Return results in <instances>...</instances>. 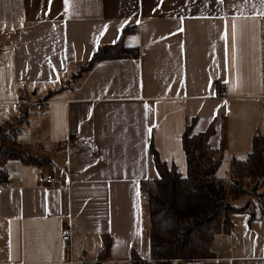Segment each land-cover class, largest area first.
<instances>
[{"label":"crops","instance_id":"1","mask_svg":"<svg viewBox=\"0 0 264 264\" xmlns=\"http://www.w3.org/2000/svg\"><path fill=\"white\" fill-rule=\"evenodd\" d=\"M263 25L264 0H0V124L19 115L18 102L45 100L15 137L51 152L44 165L5 162L0 264L91 262L105 235L109 256L97 264L149 260L140 191L158 176L148 146L181 176L188 125L212 126L210 148L224 135L225 165L249 153L264 127ZM128 26L122 45L135 57L99 60L70 80ZM87 136L97 150L80 143ZM46 173L57 182L44 184ZM229 218L212 257L170 264H264V219ZM65 224L69 241L59 236Z\"/></svg>","mask_w":264,"mask_h":264},{"label":"trees","instance_id":"2","mask_svg":"<svg viewBox=\"0 0 264 264\" xmlns=\"http://www.w3.org/2000/svg\"><path fill=\"white\" fill-rule=\"evenodd\" d=\"M132 29L130 26L122 28L117 41L99 45L81 66L70 72V80L77 79L99 60L135 57L136 48L123 46L121 39ZM223 87L220 85L217 89ZM17 107L19 115L0 124V182L6 181L5 162L9 159L33 165L48 164L50 159L51 152L41 145L18 142L15 134L19 125L27 121L33 104L21 102ZM212 132L211 125L199 133H191L190 125L183 130L184 176L173 163L168 165L160 160L149 144L158 176L141 187L148 195L149 260L140 259L133 253L129 261L111 264H170L173 260L194 261L212 257V239L219 232H229L230 213L244 212L250 220L255 217L264 219V127L252 135L249 153L241 158H228L227 177L217 175L226 148L225 137H221L218 148H210L205 142ZM241 197L246 199L240 205L235 204ZM110 241V237L103 236L96 259L83 264L106 260Z\"/></svg>","mask_w":264,"mask_h":264},{"label":"built area","instance_id":"3","mask_svg":"<svg viewBox=\"0 0 264 264\" xmlns=\"http://www.w3.org/2000/svg\"><path fill=\"white\" fill-rule=\"evenodd\" d=\"M2 34L6 35L7 32L3 31ZM262 100L264 101V97H262ZM20 103L21 102H18L17 105H19ZM32 104H33V107H35L36 109H42L45 104V100H42L40 102H33ZM80 143L85 146L88 145L94 151L97 150V142L94 136H87V138H82L80 140ZM43 180H44V184H47V185H53L57 182V180H55L54 176L51 173H46L43 177ZM7 186H8V181L0 182V193H1V190ZM140 192H141L140 198L147 203V200H148L147 192H145L144 190H141ZM69 232H70L69 225L67 224L63 225L61 227L60 234H59L60 238L63 241H69L70 240Z\"/></svg>","mask_w":264,"mask_h":264},{"label":"rangeland","instance_id":"4","mask_svg":"<svg viewBox=\"0 0 264 264\" xmlns=\"http://www.w3.org/2000/svg\"><path fill=\"white\" fill-rule=\"evenodd\" d=\"M217 175L227 177L229 175L228 174V165L227 164L225 165V163H222L220 165V168L217 171Z\"/></svg>","mask_w":264,"mask_h":264},{"label":"water","instance_id":"5","mask_svg":"<svg viewBox=\"0 0 264 264\" xmlns=\"http://www.w3.org/2000/svg\"><path fill=\"white\" fill-rule=\"evenodd\" d=\"M251 190H253V188Z\"/></svg>","mask_w":264,"mask_h":264}]
</instances>
